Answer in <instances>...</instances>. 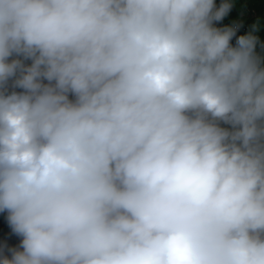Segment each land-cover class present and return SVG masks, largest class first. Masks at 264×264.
Instances as JSON below:
<instances>
[{"label":"clouds","instance_id":"9594fccd","mask_svg":"<svg viewBox=\"0 0 264 264\" xmlns=\"http://www.w3.org/2000/svg\"><path fill=\"white\" fill-rule=\"evenodd\" d=\"M232 6L0 0V264H264V57Z\"/></svg>","mask_w":264,"mask_h":264},{"label":"trees","instance_id":"16d2710c","mask_svg":"<svg viewBox=\"0 0 264 264\" xmlns=\"http://www.w3.org/2000/svg\"><path fill=\"white\" fill-rule=\"evenodd\" d=\"M236 1V3H235ZM230 0L232 3V8L229 14L216 26L223 27V26H231L235 24L237 18L242 13V11L246 10H253L258 14L257 19H246V21L250 24V31L253 25L257 26V30L253 33L258 37V44L256 51L262 57H264V44L262 43L261 39L264 36V17H262V12L264 11V0ZM216 4L219 5L221 0H215ZM237 35H241L237 32ZM231 43L235 44V38L231 41ZM6 214H0V236L4 239H10L14 244L19 243V238L14 237L8 232L6 228Z\"/></svg>","mask_w":264,"mask_h":264},{"label":"built area","instance_id":"2783aa9c","mask_svg":"<svg viewBox=\"0 0 264 264\" xmlns=\"http://www.w3.org/2000/svg\"><path fill=\"white\" fill-rule=\"evenodd\" d=\"M262 17H264V11L262 12ZM258 14L253 10H246L244 13L240 14L237 18L235 24H239L240 28L238 33L241 35L247 34L250 31V24L246 21V19H257ZM264 44V36L261 39Z\"/></svg>","mask_w":264,"mask_h":264},{"label":"rangeland","instance_id":"374dc122","mask_svg":"<svg viewBox=\"0 0 264 264\" xmlns=\"http://www.w3.org/2000/svg\"><path fill=\"white\" fill-rule=\"evenodd\" d=\"M234 1H235V0H233V2H234ZM235 3H236V1H235ZM244 12H245V11H242V13H244ZM242 13H241V14H242Z\"/></svg>","mask_w":264,"mask_h":264}]
</instances>
